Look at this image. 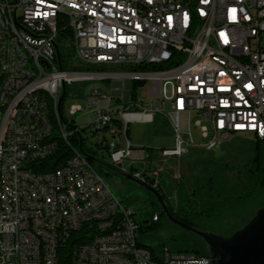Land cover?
Instances as JSON below:
<instances>
[{
  "label": "built area",
  "instance_id": "2783aa9c",
  "mask_svg": "<svg viewBox=\"0 0 264 264\" xmlns=\"http://www.w3.org/2000/svg\"><path fill=\"white\" fill-rule=\"evenodd\" d=\"M64 22L73 37L60 43ZM238 37L247 46L228 48ZM168 62L169 69L137 70ZM109 79L127 106L95 84L85 107L65 109L68 84ZM133 81L150 82L147 102L131 99ZM48 89L60 103L63 132L50 122ZM84 111L91 117L78 126L75 116ZM193 112L208 150L239 135L264 141V0H0V264H212L167 247L154 258L139 245L133 212L81 153L55 171L35 166L79 134L88 149L108 153L110 167L129 174L150 159L131 144L129 125L153 123L158 114L175 136L161 157L182 158L201 146L191 134ZM132 177L160 185L145 169Z\"/></svg>",
  "mask_w": 264,
  "mask_h": 264
},
{
  "label": "rangeland",
  "instance_id": "374dc122",
  "mask_svg": "<svg viewBox=\"0 0 264 264\" xmlns=\"http://www.w3.org/2000/svg\"><path fill=\"white\" fill-rule=\"evenodd\" d=\"M61 53L65 54V51L60 47ZM67 53L70 54V49L67 48ZM72 61L73 58L71 59ZM118 69H109L106 72H116ZM95 84H101L106 88V94L112 95L113 80H89L82 82H73L67 85L66 99L64 102L65 109L68 110L72 105L81 104L85 107V99L91 94L88 89ZM150 82H146L143 86H140L137 90V97L144 102L148 101V89ZM117 97V96H116ZM116 97H113L114 99ZM116 105V103L114 102ZM119 105L127 106V102L120 98ZM169 107H165L167 112ZM139 110L133 109V112ZM91 117V113L88 111L80 112L75 116L76 124L83 126L88 122ZM199 119L196 112L191 116V134L194 141L201 145L197 148H191L192 150L188 155L181 157H169L163 158L157 155L146 162H136V168L138 170L145 169L151 174L156 173V178L160 183V190L164 193L167 199L176 204L177 190L176 183H183L186 191H191L195 178L214 176L218 180H226L230 186L239 184L248 178V172L246 165L249 164L257 153L264 157V141H261L259 146L254 136L250 134L239 135L231 137L228 142L218 145L212 150H208L202 145L208 141L201 136L200 128L195 125V122ZM204 125L206 123L204 122ZM182 127H186L182 124ZM174 129L171 121L164 115L158 114L155 116L154 123H141L133 122L129 125V138L134 148L144 149H168L175 146ZM171 137L174 138V144L170 143ZM186 138H190L187 134ZM111 139V136H110ZM156 154V153H155ZM96 158L101 161L95 162V168L100 172L101 176L107 183L110 191L117 197V199L128 209H130L137 221L141 220L144 214H148L153 210L152 203L155 196L158 200L156 193L150 190L148 187L141 185L136 180H132L126 177L125 174L120 173L115 168L110 167V157L107 152L98 153ZM205 163L208 167L203 171L200 167V163ZM225 165L235 166L234 169H228L223 171ZM129 161L125 162L122 167H128ZM151 169V170H150ZM203 172H202V171ZM191 231L183 226H180L173 221L167 224L161 231L154 233V237H145L139 231L136 236L143 245L149 246L153 249L159 247V243L163 242L166 247L173 253H184L187 250L193 248V245L189 242H177L173 241V238L182 237ZM216 234L220 237L222 235ZM225 237V236H223ZM158 254L161 253L160 249H157Z\"/></svg>",
  "mask_w": 264,
  "mask_h": 264
},
{
  "label": "trees",
  "instance_id": "16d2710c",
  "mask_svg": "<svg viewBox=\"0 0 264 264\" xmlns=\"http://www.w3.org/2000/svg\"><path fill=\"white\" fill-rule=\"evenodd\" d=\"M59 34L60 37L58 41L60 43L62 39L73 37L71 30L65 28V22L59 25ZM58 50L59 58L57 62L61 65L64 61V56L60 48ZM172 66L173 64L168 62L165 64L140 66L137 70H165ZM145 83V81L132 82L130 90L131 99L135 100L137 98L138 88ZM260 142L261 140H257L258 146ZM77 151L84 155L94 168L95 162L101 164V161L96 158V152L88 149L81 136L78 134L70 138V146L60 143L53 156L37 163L35 166L39 168L38 170L40 172L55 171L64 166L70 158L72 159ZM147 151L148 157L152 159L154 150L148 149ZM200 167H202L201 169L203 171L208 169L207 165L202 162L200 163ZM234 167L233 165H225L223 171L224 169L225 171L234 169ZM246 170L248 172V178L233 186H230L226 180L216 179L213 175L208 177L203 176L199 179L195 178L190 192L186 191L183 183H176L175 187L178 197L176 204H172L167 199L166 195L160 190V185L158 188L152 187V184H154L152 178H146L145 183L159 194L171 218L195 230L217 233L222 235V237L225 236V238H229L247 226L258 212L264 209V157H261L257 153L256 157L246 165ZM134 171H137V168H131L129 174H126V176L132 177ZM97 172L100 174L102 170ZM153 197V210L148 214H144L142 219L138 221L139 232L145 237H154V233L161 231L172 221V219L167 216L161 202L157 200L155 196ZM155 215H158V221H154L153 218ZM190 231L191 233H184L185 235L182 237L173 238L172 240L191 243L193 248L185 252H193L200 256L210 257L204 240L194 231ZM86 237L87 236H82V240ZM139 245L149 248L154 258L157 257V249H160L162 252L166 247V244L163 242H160L159 247L156 249L145 246L141 242H139Z\"/></svg>",
  "mask_w": 264,
  "mask_h": 264
},
{
  "label": "water",
  "instance_id": "95a60500",
  "mask_svg": "<svg viewBox=\"0 0 264 264\" xmlns=\"http://www.w3.org/2000/svg\"><path fill=\"white\" fill-rule=\"evenodd\" d=\"M126 177L148 187L146 183L131 176ZM156 195L167 216L171 218L162 203L161 197L158 193ZM171 219L174 223L194 231L204 240L212 264H264V209L259 211L247 226L229 238L220 237L210 232H201L186 226L180 221Z\"/></svg>",
  "mask_w": 264,
  "mask_h": 264
},
{
  "label": "bare ground",
  "instance_id": "6f19581e",
  "mask_svg": "<svg viewBox=\"0 0 264 264\" xmlns=\"http://www.w3.org/2000/svg\"><path fill=\"white\" fill-rule=\"evenodd\" d=\"M16 44H24V37H16ZM237 46H247V37L232 38V40L228 41V48H235ZM45 102L46 104L51 105L50 122H52L53 127L56 128V132H63L64 124H61V107L60 103H55V89H48V93H45ZM78 158H80V153L77 151L72 159ZM121 235L130 236V229L121 228ZM82 236H87L82 240L83 242L94 244V237H91V235Z\"/></svg>",
  "mask_w": 264,
  "mask_h": 264
},
{
  "label": "crops",
  "instance_id": "0c3cea01",
  "mask_svg": "<svg viewBox=\"0 0 264 264\" xmlns=\"http://www.w3.org/2000/svg\"><path fill=\"white\" fill-rule=\"evenodd\" d=\"M112 80H113V79H112ZM116 86H118V83L116 82V79H114V80H113V85H112V92H111L112 95H110V96H111L112 98L117 96L116 98H117L118 100H120V98L123 97V99H124L125 101H127V99H128V98H127V95H123V96H122V94H121L120 92H117V91H116ZM99 88L101 89V92H102V93H105V94H106V91H107L106 88H104L102 85H101ZM116 98H115V99L113 98L114 101H115V103H116ZM165 117H166V116H165ZM180 120L182 121V124H185V122H186V120H187V117H186L185 115H183V116L180 117ZM154 122H155V119H154ZM154 122H153V123H154ZM183 129H184V131H185L186 127L183 128ZM173 135H174V134H172V136H173ZM170 139H171L170 143L174 144V138L171 137ZM131 144H132V142H131ZM153 150H154V149H153ZM160 150H161V149L154 150V151H153V157L157 155L158 157L161 158ZM155 153H156V154H155Z\"/></svg>",
  "mask_w": 264,
  "mask_h": 264
},
{
  "label": "flooded vegetation",
  "instance_id": "af4514ba",
  "mask_svg": "<svg viewBox=\"0 0 264 264\" xmlns=\"http://www.w3.org/2000/svg\"><path fill=\"white\" fill-rule=\"evenodd\" d=\"M205 246H206V249H208L207 245H205Z\"/></svg>",
  "mask_w": 264,
  "mask_h": 264
}]
</instances>
